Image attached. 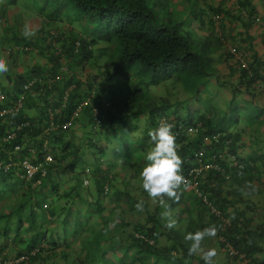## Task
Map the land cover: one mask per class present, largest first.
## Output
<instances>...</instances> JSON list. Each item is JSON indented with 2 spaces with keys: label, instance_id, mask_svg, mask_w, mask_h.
Segmentation results:
<instances>
[{
  "label": "trees",
  "instance_id": "16d2710c",
  "mask_svg": "<svg viewBox=\"0 0 264 264\" xmlns=\"http://www.w3.org/2000/svg\"><path fill=\"white\" fill-rule=\"evenodd\" d=\"M164 1L0 0V112L24 105L0 116V264H204L211 237L192 255L185 237L213 226L246 257L214 264H264V0ZM19 4L45 22L27 38ZM165 122L184 178L200 151L214 167L198 178L207 203L195 178L178 199L143 190Z\"/></svg>",
  "mask_w": 264,
  "mask_h": 264
},
{
  "label": "clouds",
  "instance_id": "9594fccd",
  "mask_svg": "<svg viewBox=\"0 0 264 264\" xmlns=\"http://www.w3.org/2000/svg\"><path fill=\"white\" fill-rule=\"evenodd\" d=\"M22 34L26 38L32 35V33L27 29V27L25 28ZM8 70L9 69H8L6 60L3 57H0V73H6L8 72ZM63 70H67V69L64 68ZM53 83H55V79H51L49 81L50 85H53ZM28 87H31V85L29 84ZM1 99H4L3 95L0 96V100ZM23 108H24V105L22 109ZM3 111H6L5 114H13L15 112H18L16 111L15 107H8ZM2 112H0L1 115H2ZM7 134L8 135L4 136L3 138H7L9 136L11 137L12 135H14V137L8 141H12L18 136L16 129L15 130L12 129V131L8 132ZM148 135L152 141L153 147L151 148L150 151L147 152L146 157H145L147 163L140 173V177L142 179V188L148 194V196L153 199L158 198L161 201H163L165 197L178 199L177 190L183 184L185 178L181 174L182 160L176 151L175 135L173 133V125L170 123H166V122L161 123L157 128L149 131ZM19 148L20 147L17 146V150H19ZM196 167H197V164L194 168ZM204 173L205 172H202L201 175ZM199 177L200 175L197 177V179ZM197 179L194 180V182L197 181L199 183V179L198 180ZM192 190H195V189L192 188ZM200 199L203 200L202 198ZM203 203L205 202L203 201ZM135 208L137 211H143L144 209L143 201L138 202L135 205ZM162 216L168 218V223L166 225L168 228L174 227L175 221L170 218V214L168 211L163 212ZM225 223L227 225H230L228 221H225ZM216 231H217L216 228L213 226V227L205 228L202 231H198L194 234L189 233L185 237L187 240L192 241V244L190 245L188 249L189 255H192L200 251L201 242L206 237H214L216 235ZM222 239L223 238H220L219 241L222 242ZM220 247L222 248L223 252L226 253L224 250V247H222L221 245ZM215 256H216V251L214 249H210L204 252L202 256L204 264H214L213 258Z\"/></svg>",
  "mask_w": 264,
  "mask_h": 264
},
{
  "label": "rangeland",
  "instance_id": "374dc122",
  "mask_svg": "<svg viewBox=\"0 0 264 264\" xmlns=\"http://www.w3.org/2000/svg\"><path fill=\"white\" fill-rule=\"evenodd\" d=\"M164 3L167 5V6H171V5H168L167 1L165 0ZM174 4V3H173ZM175 9L173 6L170 7L169 10H173ZM10 12L11 13H22L24 19H25V28L27 27V29L30 31V32H34L38 29V27H40L44 22V19L43 17H39V15H37V13L32 10L31 6H26L24 4H19L17 5V7H12L10 9ZM64 26H68L66 23H64ZM228 26L232 29L234 26L233 25H230L228 24ZM42 63L43 60L41 58H39V55L35 53V57L34 59L32 60V63ZM19 67V66H17ZM23 70V69H21ZM223 71H227L225 70L224 68H222ZM93 73L95 74L96 71L95 70H91L89 68H87V70H85V72H83L80 76L82 77V79H84L88 73ZM1 73H0V79H1ZM83 75V76H82ZM235 82V80H234ZM155 94L156 95H161L163 93V88H159V89H155L154 90ZM244 143H246L248 146H250V142H249V138L246 137L245 138V141ZM243 152H248V148H245L243 149ZM252 200L259 206V205H262L264 204V193H261L257 196H254L252 198ZM245 208V207H244ZM193 219H196V216L194 215ZM181 225L182 228H184L185 224H179L176 220H175V225L174 226H179ZM219 239L217 238H208L206 241H205V244H204V251H208L210 249H214L216 251V261L218 263H224L225 262V257H226V254L223 252L222 248L219 246ZM264 255V254H263Z\"/></svg>",
  "mask_w": 264,
  "mask_h": 264
},
{
  "label": "built area",
  "instance_id": "2783aa9c",
  "mask_svg": "<svg viewBox=\"0 0 264 264\" xmlns=\"http://www.w3.org/2000/svg\"><path fill=\"white\" fill-rule=\"evenodd\" d=\"M261 19H262V18H260L259 20H261ZM230 50H231L232 54L236 55V56L239 58V54L236 52L235 47H234V48H230ZM237 54H238V55H237ZM35 81H37V80L35 79ZM22 107H23V103H22V101L20 100L19 103L17 104L16 111H19L20 109H22ZM79 111H80L79 109L76 110L74 117H77V116L79 115ZM5 113H6V111H3V112H2V115L5 114ZM0 115H1V114H0ZM51 125L53 126V124H51ZM66 127H67V126H66ZM13 137H14V135H12L11 137L9 136V137H7V138H4V140H5V141H8V140L12 139ZM202 154H203V152L200 151V152L198 153V155L196 156V157H197V161H198V163H197V167L194 168V169H192L190 172H188V175H187V177L184 179L183 184L188 183L189 178H191V177H192V178H195L194 180H196L197 177H198V176H199L204 170H208V169H212V168H214L212 165H205V164L203 163V161H202ZM48 160H51V158H48ZM23 167H24V169L27 171V173H28V177H32V176L38 171V168H37V167L31 165V164H30L29 162H27V161L23 162ZM192 188L195 189V190H196V193L199 195V197L202 198L203 201H204L205 203H207V198L204 197V196H202L201 192L199 191V183H198L197 181L193 182V184H192ZM211 208L213 209V207H211ZM213 213L216 214V216H220V213H219L217 210H215V209H213ZM222 242L224 243V250H225V252L228 253L230 257H233V258H237V257H239V260H246L245 255L239 253V251H238L236 248H234L231 244L226 243V241L223 240V239H222Z\"/></svg>",
  "mask_w": 264,
  "mask_h": 264
}]
</instances>
